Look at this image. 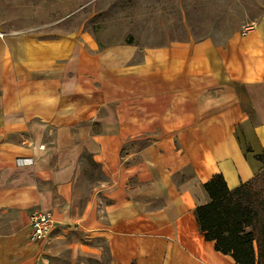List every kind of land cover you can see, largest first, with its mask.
<instances>
[{"label":"crops","instance_id":"crops-1","mask_svg":"<svg viewBox=\"0 0 264 264\" xmlns=\"http://www.w3.org/2000/svg\"><path fill=\"white\" fill-rule=\"evenodd\" d=\"M138 54L0 36V264H236L196 210L215 175L235 190L264 171V21Z\"/></svg>","mask_w":264,"mask_h":264},{"label":"rangeland","instance_id":"rangeland-1","mask_svg":"<svg viewBox=\"0 0 264 264\" xmlns=\"http://www.w3.org/2000/svg\"><path fill=\"white\" fill-rule=\"evenodd\" d=\"M262 21L264 0H0L2 36L83 34L101 49L133 45L139 50L135 63L146 50L177 42L224 44ZM54 258L51 264H91L81 257L73 260L65 250Z\"/></svg>","mask_w":264,"mask_h":264},{"label":"trees","instance_id":"trees-1","mask_svg":"<svg viewBox=\"0 0 264 264\" xmlns=\"http://www.w3.org/2000/svg\"><path fill=\"white\" fill-rule=\"evenodd\" d=\"M205 189L211 201L196 216L206 240L236 264H264V171L235 190L215 175Z\"/></svg>","mask_w":264,"mask_h":264},{"label":"built area","instance_id":"built-area-1","mask_svg":"<svg viewBox=\"0 0 264 264\" xmlns=\"http://www.w3.org/2000/svg\"><path fill=\"white\" fill-rule=\"evenodd\" d=\"M1 37H3L0 34ZM32 230L30 233V241L32 243L43 242L50 234L54 227V217L51 212H36L32 216Z\"/></svg>","mask_w":264,"mask_h":264}]
</instances>
